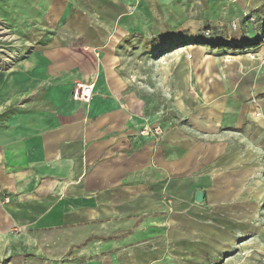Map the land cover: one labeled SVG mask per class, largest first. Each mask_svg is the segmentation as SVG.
I'll use <instances>...</instances> for the list:
<instances>
[{
  "label": "crops",
  "instance_id": "1",
  "mask_svg": "<svg viewBox=\"0 0 264 264\" xmlns=\"http://www.w3.org/2000/svg\"><path fill=\"white\" fill-rule=\"evenodd\" d=\"M231 22L261 36L264 0H0V104L16 101L0 125V259L264 264L256 60L246 40L223 60L200 38ZM87 80L91 97H73ZM151 95L186 120L161 123Z\"/></svg>",
  "mask_w": 264,
  "mask_h": 264
},
{
  "label": "rangeland",
  "instance_id": "2",
  "mask_svg": "<svg viewBox=\"0 0 264 264\" xmlns=\"http://www.w3.org/2000/svg\"><path fill=\"white\" fill-rule=\"evenodd\" d=\"M200 38L201 39H209L212 41V45L210 46V53L212 56H215L216 58H224L223 60H225L227 58V56L225 55L224 52H213V51H220L221 46L223 45H227L228 48H231V51H235L236 49V45H244L243 42L244 40L248 41L245 42L247 44H250L249 46H252V53L251 56L255 57L254 59L256 60V64H251L249 67V71L252 73V78H251V84L252 86H256L257 87V93H252V95H262V93H264V32H262L261 36L258 35H250V36H246V37H242L238 36L232 29L231 26L226 27V26H222L221 27H214L212 31H210L209 36L206 35H202V31L200 34ZM9 37L6 36V32L3 30V28L0 26V44H3V46H8L9 44ZM2 46V48L0 49H5ZM179 49H183L182 47ZM3 52V51H2ZM0 52V53H2ZM232 52V53H233ZM148 56V60L150 63H152L153 60L159 59L160 58V53L158 52H150L147 53ZM229 58V57H228ZM222 61V60H221ZM234 72V70H233ZM235 73V72H234ZM220 88V85L217 84L215 86V89ZM238 87H239V81H235L234 86H233V90L238 91ZM41 85L36 86L35 88L32 89V91L30 92L29 95H33L32 92L38 93L41 91ZM193 97H196V99H198L197 97H199V95L201 94V90L198 87H194ZM223 87H221L219 89V92H222ZM229 90V89H228ZM216 92V91H215ZM218 92V89H217ZM198 95V96H197ZM161 97V108H162V112H161V123L163 122H169V123H182L184 122V117H182L181 115H179L175 110H173L172 108V101H171V95H151V97H157L158 98ZM173 99V98H172ZM252 103L255 105V107L257 108L258 111V118L261 119L264 123V97L261 96H256L255 98H251ZM196 103V102H195ZM197 104V103H196ZM16 108V101L13 102L12 104H9L5 107H3L0 104V125H2V123L8 118V116L15 110ZM189 111L188 112H192V110L195 109V105H190L189 107ZM191 117V115H189ZM189 118V117H188ZM187 118V119H188ZM25 251V249H24ZM70 253L72 254V249L66 253V255L64 257H57V258H51V259H46L43 257V254L40 253H35L32 254L30 256H32L31 260H29V264H46L45 262L49 263V264H70L69 263V256ZM29 254V253H28ZM29 256V255H28ZM14 260L11 259V254L10 252L7 253V255L5 257H3L2 259H0V264H13ZM25 262V260H24ZM71 262V261H70Z\"/></svg>",
  "mask_w": 264,
  "mask_h": 264
},
{
  "label": "built area",
  "instance_id": "3",
  "mask_svg": "<svg viewBox=\"0 0 264 264\" xmlns=\"http://www.w3.org/2000/svg\"><path fill=\"white\" fill-rule=\"evenodd\" d=\"M231 27H235V22H231ZM210 31H211L210 27H207L203 30V33L204 35L209 36ZM94 86H95L94 80L78 82L73 88L72 95L75 98L87 101L93 93ZM161 133H162V129L160 126L146 127L140 131V134L145 136H157L160 135ZM3 200L8 201V197L5 196Z\"/></svg>",
  "mask_w": 264,
  "mask_h": 264
},
{
  "label": "water",
  "instance_id": "4",
  "mask_svg": "<svg viewBox=\"0 0 264 264\" xmlns=\"http://www.w3.org/2000/svg\"><path fill=\"white\" fill-rule=\"evenodd\" d=\"M199 196H200V193L197 192V193H196V199H197V200H199Z\"/></svg>",
  "mask_w": 264,
  "mask_h": 264
},
{
  "label": "trees",
  "instance_id": "5",
  "mask_svg": "<svg viewBox=\"0 0 264 264\" xmlns=\"http://www.w3.org/2000/svg\"><path fill=\"white\" fill-rule=\"evenodd\" d=\"M262 95H264V94H262Z\"/></svg>",
  "mask_w": 264,
  "mask_h": 264
}]
</instances>
